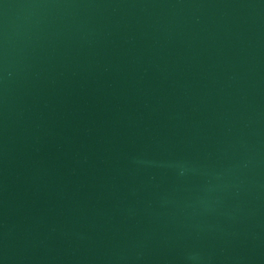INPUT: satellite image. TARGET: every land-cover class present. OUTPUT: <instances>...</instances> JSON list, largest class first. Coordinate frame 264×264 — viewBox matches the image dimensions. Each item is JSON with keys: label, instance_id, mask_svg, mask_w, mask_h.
Instances as JSON below:
<instances>
[{"label": "water", "instance_id": "95a60500", "mask_svg": "<svg viewBox=\"0 0 264 264\" xmlns=\"http://www.w3.org/2000/svg\"><path fill=\"white\" fill-rule=\"evenodd\" d=\"M0 264H264V0H0Z\"/></svg>", "mask_w": 264, "mask_h": 264}]
</instances>
